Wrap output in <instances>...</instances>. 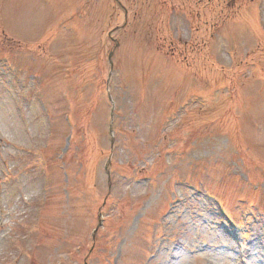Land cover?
<instances>
[{"label": "rangeland", "instance_id": "rangeland-1", "mask_svg": "<svg viewBox=\"0 0 264 264\" xmlns=\"http://www.w3.org/2000/svg\"><path fill=\"white\" fill-rule=\"evenodd\" d=\"M0 264H264V0H0Z\"/></svg>", "mask_w": 264, "mask_h": 264}]
</instances>
